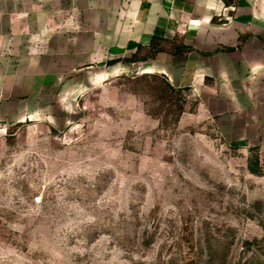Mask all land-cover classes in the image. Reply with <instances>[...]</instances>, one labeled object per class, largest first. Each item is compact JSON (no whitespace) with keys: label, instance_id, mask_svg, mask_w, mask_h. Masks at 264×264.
Returning a JSON list of instances; mask_svg holds the SVG:
<instances>
[{"label":"rangeland","instance_id":"rangeland-1","mask_svg":"<svg viewBox=\"0 0 264 264\" xmlns=\"http://www.w3.org/2000/svg\"><path fill=\"white\" fill-rule=\"evenodd\" d=\"M141 66L1 107L0 264H264V130Z\"/></svg>","mask_w":264,"mask_h":264},{"label":"crops","instance_id":"crops-1","mask_svg":"<svg viewBox=\"0 0 264 264\" xmlns=\"http://www.w3.org/2000/svg\"><path fill=\"white\" fill-rule=\"evenodd\" d=\"M176 42L191 50L172 54ZM153 44L165 49L140 60L143 70L215 97L217 111L239 113L235 128L260 136L264 0H0V112L83 65L123 66Z\"/></svg>","mask_w":264,"mask_h":264},{"label":"trees","instance_id":"trees-1","mask_svg":"<svg viewBox=\"0 0 264 264\" xmlns=\"http://www.w3.org/2000/svg\"><path fill=\"white\" fill-rule=\"evenodd\" d=\"M164 47H160V46H155L154 44L151 46L150 51L147 54H140V52H137L135 54H133L131 57L129 58H125L124 61H140V60H146L149 57H153L155 55V53H157L158 51L164 50ZM229 49H233V47H229ZM189 50H191V46L186 45L184 43H172L171 48L168 49V51H170L172 54H185L186 52H188ZM117 60H111L109 63H114ZM169 85H171V87H175L171 84V82H168ZM252 159V158H251ZM251 170L256 172L258 169L257 167H253L251 165Z\"/></svg>","mask_w":264,"mask_h":264}]
</instances>
